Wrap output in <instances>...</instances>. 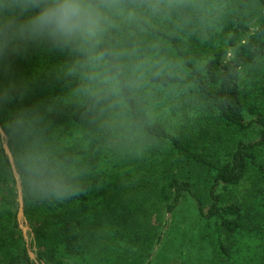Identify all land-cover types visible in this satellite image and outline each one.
<instances>
[{
	"label": "trees",
	"instance_id": "1",
	"mask_svg": "<svg viewBox=\"0 0 264 264\" xmlns=\"http://www.w3.org/2000/svg\"><path fill=\"white\" fill-rule=\"evenodd\" d=\"M108 16L107 82L44 38L0 58V127L37 261L24 250L6 264H149L152 198L171 213L184 192L212 264H264V0H119ZM248 172L240 203L225 202Z\"/></svg>",
	"mask_w": 264,
	"mask_h": 264
},
{
	"label": "rangeland",
	"instance_id": "2",
	"mask_svg": "<svg viewBox=\"0 0 264 264\" xmlns=\"http://www.w3.org/2000/svg\"><path fill=\"white\" fill-rule=\"evenodd\" d=\"M164 119L173 125L182 121L184 115L179 110L170 111ZM5 137L7 136L5 135ZM128 166L133 169L134 174L137 173L136 177L139 180L144 178L143 174L148 170L146 163L139 159L131 160ZM12 180L13 184L10 183ZM254 180V174L248 172L239 186L222 191L225 202L228 204L240 203ZM18 181L23 197L20 177ZM16 185L11 168L9 171L5 169L0 180V264H6L13 255H23L24 250L27 252L25 237L29 250L35 255L34 233L24 215V203L23 220L17 221L19 204ZM148 187L152 188V185H142V188L137 192L139 198H145ZM151 207L153 212L151 223L157 225L162 234V241L150 251V258L147 260L149 264H212L213 252L201 238L202 215L193 195L186 192L182 193L179 202L171 213L167 212L164 205L156 203L153 198ZM21 226L28 227L25 237ZM20 264H27V262L24 261Z\"/></svg>",
	"mask_w": 264,
	"mask_h": 264
},
{
	"label": "clouds",
	"instance_id": "3",
	"mask_svg": "<svg viewBox=\"0 0 264 264\" xmlns=\"http://www.w3.org/2000/svg\"><path fill=\"white\" fill-rule=\"evenodd\" d=\"M119 0H0V58L19 42L38 38L84 57L88 81L101 77L97 45ZM151 6V5H150Z\"/></svg>",
	"mask_w": 264,
	"mask_h": 264
},
{
	"label": "water",
	"instance_id": "4",
	"mask_svg": "<svg viewBox=\"0 0 264 264\" xmlns=\"http://www.w3.org/2000/svg\"><path fill=\"white\" fill-rule=\"evenodd\" d=\"M0 139H1V142H2V148H3L4 153H5V155H6L7 159H8L12 174H13L15 180H16V183H17L16 186H17V196H18V204H19L18 213H17V221L21 222L23 220V197H22V193H21V189H20V184H19V181H18L19 175H18V172H17L16 167L14 165L12 154H11V152L9 150V147H8L7 143H6L5 133L3 132L1 127H0ZM21 229L23 230V234H24V237H25V233L28 230V227L27 226H21ZM25 242H26V248H27V253L29 255V258L31 260L37 262L36 259H35V255L28 248V242H27L26 237H25ZM37 264H43V263H37Z\"/></svg>",
	"mask_w": 264,
	"mask_h": 264
}]
</instances>
